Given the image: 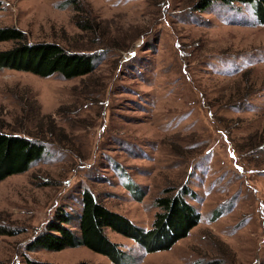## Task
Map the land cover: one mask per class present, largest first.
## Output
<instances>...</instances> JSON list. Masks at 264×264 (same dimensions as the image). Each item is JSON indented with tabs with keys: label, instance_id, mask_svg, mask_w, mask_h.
Segmentation results:
<instances>
[{
	"label": "rangeland",
	"instance_id": "1",
	"mask_svg": "<svg viewBox=\"0 0 264 264\" xmlns=\"http://www.w3.org/2000/svg\"><path fill=\"white\" fill-rule=\"evenodd\" d=\"M0 26L91 57L92 71L0 69V130L46 145L0 182V264H117L87 246L30 243L60 212L80 234L85 192L119 220V264H264V24L254 7L202 0H1ZM13 41H0V50ZM196 225L148 252L157 199Z\"/></svg>",
	"mask_w": 264,
	"mask_h": 264
},
{
	"label": "trees",
	"instance_id": "2",
	"mask_svg": "<svg viewBox=\"0 0 264 264\" xmlns=\"http://www.w3.org/2000/svg\"><path fill=\"white\" fill-rule=\"evenodd\" d=\"M211 1L216 0H202L209 4ZM217 1L250 4L254 7L260 23L264 24V0ZM2 6L3 2L0 0V9ZM0 41H13L10 48L0 50V69L32 72L43 77L59 73L67 79L84 76L92 71L90 56L70 52L54 42H32L27 33L17 26H0ZM45 150L46 145L39 139L0 130V182L11 175L27 172L35 161L42 158ZM157 201L163 212L157 214L154 227L147 232L135 230L131 236L148 252L171 248L197 224V218L178 193L158 198ZM68 222H71L69 215L60 212L58 219L48 225V231L31 241L30 250L46 248L60 251L66 247L84 245L108 255L117 264L120 263L124 251L115 243H111L105 235L106 228L115 227L119 220L97 203L91 193L84 194L83 209L78 224L80 234L66 227ZM17 232V229L0 225V235H13Z\"/></svg>",
	"mask_w": 264,
	"mask_h": 264
}]
</instances>
